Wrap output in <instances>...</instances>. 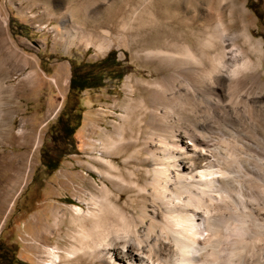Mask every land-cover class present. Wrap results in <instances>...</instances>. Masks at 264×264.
I'll return each instance as SVG.
<instances>
[{
    "label": "rangeland",
    "instance_id": "rangeland-1",
    "mask_svg": "<svg viewBox=\"0 0 264 264\" xmlns=\"http://www.w3.org/2000/svg\"><path fill=\"white\" fill-rule=\"evenodd\" d=\"M190 1L195 6H189ZM235 1L231 6L230 0H150V7L148 0L144 5L140 0H123L115 6V0H0V264H44L49 260L48 249L75 247L71 239L74 227L68 221L71 209L78 206L82 213L90 212L92 202L103 196L97 187L104 189L105 185L108 200L115 203L117 199L128 214L147 205L130 186L141 187L146 180V165L140 161L144 155L138 149L148 129L147 90H154L155 81L169 77L171 69L141 55L164 49L161 40L165 38L169 43L187 45L194 53L203 51L210 58L217 47H203L202 43L214 23H219L226 34L227 49L236 46L247 50L241 36L246 32L264 53V0ZM217 4L220 17L215 15ZM119 6L113 23L93 27V17L103 20L104 11L111 13ZM206 16L211 21L201 27ZM68 17L71 19L66 22ZM123 22L129 24L123 32L128 38L116 40ZM70 30L77 31L78 36L67 48ZM97 38L110 40L109 48L98 52L94 47ZM110 52L113 56L106 59ZM248 54L253 62H259L255 52ZM261 63L260 80L264 82V57ZM113 64L116 66L111 67ZM71 69L92 72L87 81L96 86L69 93ZM203 81L202 88L196 89L179 76L172 89L209 90L208 82ZM247 84L254 90L249 80ZM200 96L195 94V100L203 110ZM234 108L238 117L209 119L212 128L218 130L213 129L216 133L212 131L210 138L226 141L242 157H256L262 149L257 146L259 141L264 145V121L255 117L259 120L255 127L261 129L257 130V141L245 130L253 121L246 118L241 105ZM252 108L259 110L257 105ZM65 120L72 127L79 120L71 138L62 134ZM214 120L219 123L213 124ZM43 152L58 162L52 174H47ZM99 154L116 168L109 171L111 175L123 177V185L104 179L102 173L108 169L95 160ZM128 156L132 158L124 162ZM261 174L263 178L264 171ZM258 192L253 191L254 195ZM257 212L255 218L264 225V206ZM260 244L258 241L256 248Z\"/></svg>",
    "mask_w": 264,
    "mask_h": 264
},
{
    "label": "bare ground",
    "instance_id": "bare-ground-1",
    "mask_svg": "<svg viewBox=\"0 0 264 264\" xmlns=\"http://www.w3.org/2000/svg\"><path fill=\"white\" fill-rule=\"evenodd\" d=\"M145 1L140 0V3L144 5ZM232 2L236 3L230 0L231 6ZM121 3L123 0H115L112 5ZM149 3L153 7L150 0ZM120 8L111 13L104 11L103 20L93 17V27L113 23ZM215 15L220 17L218 4ZM70 19L68 17L66 22ZM201 21V27H207L211 19L206 16ZM128 25L123 22L114 39L127 37L123 32L128 30ZM77 36L75 30L66 34L67 48L74 45ZM241 36L247 50L236 46L227 49V36L220 24L214 23L212 32L202 43L203 47H217L210 58L203 51L194 53L187 45L169 43L165 38L161 40L164 49L142 53L144 59L171 69L169 77L155 81L154 90H147L148 129L138 149L144 155L140 161L146 165L143 170L146 180L141 187L131 182L132 185H128L147 205L142 204L136 213L128 214L118 206L117 199L115 203L108 200L105 185L104 189L97 187L103 196L92 202L90 212L82 213L78 206L71 209L73 213L68 221L74 227L71 239L75 247L48 249L49 260L44 264H264V225L254 216L255 212H262L264 206V177H261L264 145L259 141L257 146L262 149L258 156L242 157L226 141L210 138L211 132L218 130L212 128L209 119L228 121L231 115L238 117L234 107L240 105L246 118L253 121V126L245 129L249 136L258 141L257 130L261 132L255 127L259 121L255 117L264 121V82L260 80L262 72L259 71L264 53L259 44H252L246 32ZM110 42L97 38L94 47L101 53L109 48ZM168 46L176 49L168 50ZM248 51L255 52L259 62H253ZM179 76L196 89L202 88L206 80L209 90H173V81ZM248 80L254 90L248 87ZM195 94L202 96L203 110ZM240 94L244 95L243 100ZM139 104H143L142 100ZM254 105L258 111L252 110ZM102 157L105 156L99 154L95 160L108 169L102 173L104 179L123 185V177L111 175L109 171L116 168ZM130 158L128 156L124 162ZM255 189L261 196L254 195ZM258 241L262 244L260 248H256Z\"/></svg>",
    "mask_w": 264,
    "mask_h": 264
},
{
    "label": "trees",
    "instance_id": "trees-1",
    "mask_svg": "<svg viewBox=\"0 0 264 264\" xmlns=\"http://www.w3.org/2000/svg\"><path fill=\"white\" fill-rule=\"evenodd\" d=\"M113 56V52H110L106 59L109 57ZM101 65V64H99ZM116 66V64H113L114 67ZM89 75H93L92 72L86 71L83 73H76V71H74L73 69H71V78H70V82H69V93L72 92H80L83 91L86 88H93L96 85H91L90 86V82L87 81V79L89 80L91 76ZM89 76V77H88ZM92 82H94L95 80H90ZM88 84L89 87H86V85ZM78 119V118H77ZM61 121V117H59L58 123H60ZM62 134L64 136H67L68 138H71V136L73 135V131L79 126V120H77V122L75 123V125L72 127L69 125V123L67 122V120H65L64 122H62ZM49 153H45L43 152L41 154V159L44 163V166L46 168L47 174H52L54 171L57 170L58 168V162L56 161H52L50 159V157H48Z\"/></svg>",
    "mask_w": 264,
    "mask_h": 264
}]
</instances>
